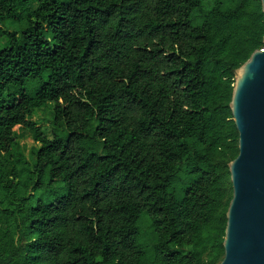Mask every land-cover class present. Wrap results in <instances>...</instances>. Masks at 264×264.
<instances>
[{"label": "trees", "instance_id": "trees-1", "mask_svg": "<svg viewBox=\"0 0 264 264\" xmlns=\"http://www.w3.org/2000/svg\"><path fill=\"white\" fill-rule=\"evenodd\" d=\"M263 41L260 0H0V264H220Z\"/></svg>", "mask_w": 264, "mask_h": 264}, {"label": "water", "instance_id": "water-1", "mask_svg": "<svg viewBox=\"0 0 264 264\" xmlns=\"http://www.w3.org/2000/svg\"><path fill=\"white\" fill-rule=\"evenodd\" d=\"M230 108L239 155L228 165L233 197L220 264H264V46L236 71Z\"/></svg>", "mask_w": 264, "mask_h": 264}, {"label": "rangeland", "instance_id": "rangeland-1", "mask_svg": "<svg viewBox=\"0 0 264 264\" xmlns=\"http://www.w3.org/2000/svg\"><path fill=\"white\" fill-rule=\"evenodd\" d=\"M209 4H205V6H208ZM209 8V7H207ZM202 14H198L196 18L201 19ZM8 28L13 31H17L18 27L17 26H8ZM54 106L49 104L45 108L41 109L38 111L35 115L29 118L31 122L37 123L38 126L43 127L46 135L48 138L52 139L53 138V117H52V111H53ZM14 136L16 138L17 143L19 146L22 148L24 154L26 155V158L32 162V155L31 152L33 149H39L40 145L36 144L33 140L32 134L27 132L21 127H16L14 129ZM184 182L187 181L186 178H182ZM231 183V180H230ZM145 232H147L145 230Z\"/></svg>", "mask_w": 264, "mask_h": 264}]
</instances>
